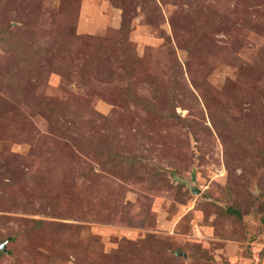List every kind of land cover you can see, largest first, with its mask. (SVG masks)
Returning a JSON list of instances; mask_svg holds the SVG:
<instances>
[{"label": "rangeland", "instance_id": "obj_1", "mask_svg": "<svg viewBox=\"0 0 264 264\" xmlns=\"http://www.w3.org/2000/svg\"><path fill=\"white\" fill-rule=\"evenodd\" d=\"M0 264L264 261V0H0Z\"/></svg>", "mask_w": 264, "mask_h": 264}, {"label": "water", "instance_id": "obj_2", "mask_svg": "<svg viewBox=\"0 0 264 264\" xmlns=\"http://www.w3.org/2000/svg\"><path fill=\"white\" fill-rule=\"evenodd\" d=\"M0 250H1L2 252L5 251L4 244H1V246H0Z\"/></svg>", "mask_w": 264, "mask_h": 264}, {"label": "built area", "instance_id": "obj_3", "mask_svg": "<svg viewBox=\"0 0 264 264\" xmlns=\"http://www.w3.org/2000/svg\"><path fill=\"white\" fill-rule=\"evenodd\" d=\"M261 264H264V261Z\"/></svg>", "mask_w": 264, "mask_h": 264}]
</instances>
